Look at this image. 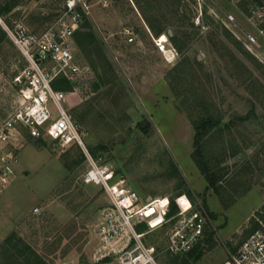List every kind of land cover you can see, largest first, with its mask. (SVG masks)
Listing matches in <instances>:
<instances>
[{"label":"rangeland","instance_id":"374dc122","mask_svg":"<svg viewBox=\"0 0 264 264\" xmlns=\"http://www.w3.org/2000/svg\"><path fill=\"white\" fill-rule=\"evenodd\" d=\"M87 1L91 28L118 85L95 89L91 69L69 95L75 114L87 110L79 120L86 145H105L95 158L123 173L143 198L183 191L212 213L213 236L203 242L200 257L162 252L159 264H221L253 221L264 226V34L255 43L264 6L247 0H141V7L135 0ZM241 4H248L246 15ZM64 5L65 0H23L4 16L38 32ZM143 12L161 20L167 36L176 34V43L169 36L166 42L175 48L174 59L160 50V36ZM75 58L87 64L78 48ZM26 63L0 25V121L21 103L13 78ZM209 114L220 122L205 141L206 157L222 170L223 196L235 199L229 207L192 158V119ZM140 124H149L147 131ZM23 143L16 178L0 196V243L15 231L49 264H118L93 257L99 211L109 199L98 185L82 180L86 160L65 166L66 158L78 159L81 151L49 137L26 135ZM163 237L159 230L148 235L151 241Z\"/></svg>","mask_w":264,"mask_h":264},{"label":"built area","instance_id":"2783aa9c","mask_svg":"<svg viewBox=\"0 0 264 264\" xmlns=\"http://www.w3.org/2000/svg\"><path fill=\"white\" fill-rule=\"evenodd\" d=\"M90 12L87 0H65L56 20L38 32L21 20L9 21L0 14V25L27 60L13 78L21 103L0 121V196L16 178L26 135L78 146L87 163L82 180L98 185L109 199L99 211L93 257L115 258L118 264H159L157 255L162 252L186 254L202 243L212 230V218L187 192L143 198L123 173L100 162L86 145L83 127L68 102L77 86L71 91L60 90L52 81L59 75L82 80L92 71L88 64L76 60L74 41L83 16L89 17ZM158 38L155 41L167 60L174 59L175 48ZM157 230L164 234L163 240L151 241L148 235ZM221 264H264V226L243 239Z\"/></svg>","mask_w":264,"mask_h":264},{"label":"trees","instance_id":"16d2710c","mask_svg":"<svg viewBox=\"0 0 264 264\" xmlns=\"http://www.w3.org/2000/svg\"><path fill=\"white\" fill-rule=\"evenodd\" d=\"M22 1L23 0H4V2H0V14L4 15L8 13L14 7L21 4ZM247 1H249V3L255 1L261 6H264V0H247ZM135 2L138 4V6L140 7L142 6L141 0H135ZM244 11L247 12L248 9L244 8ZM143 13L147 23L149 24L150 28L154 31V34L156 36H160L162 33L165 32L166 28L164 25H162L161 20H159L156 17L150 16L145 12ZM32 21L30 23H32ZM91 27L92 24L89 17L83 16L81 27L74 34V41L77 45L78 50L82 53L83 57L87 61V64L93 70L95 77L92 80L94 88L99 89L104 86H110L109 90H113L114 87L118 85L116 83L118 80L116 70ZM259 28L264 32V22L260 24ZM226 32L229 35L231 34L229 30H227ZM168 36L172 42L176 43L177 36L175 33H173L172 35H169L168 33ZM82 80H74L64 75H59L53 79L52 86L55 89L71 91L76 86L81 84ZM86 113L87 110L79 114L78 113L75 114L73 112L74 116L78 121L83 120ZM219 122H220V118H214L212 114H209L207 116L199 115L198 118L192 119V123L195 129V135H194L195 150L192 153V158L196 163V165L198 166L201 173L206 178L208 187L214 190V192L219 196L224 206L229 207L233 203V201H235V199L234 197L225 198L223 196L222 193L223 186L221 182L223 178L222 170L219 169L218 162H215L213 159L206 157V150H205V141L212 133L214 127L219 124ZM146 125L147 127H144L142 125L145 131H147V128L149 127V124ZM76 147L81 151V157L78 159H74L73 161H70V159L66 158L64 160V163L68 169H73L75 166L79 165L81 162L85 160V155L81 150V148L78 146ZM104 148L105 145L99 144L95 147H90L89 150L94 156H97L96 155L97 151ZM189 195L194 200L193 196L191 194ZM174 209H175V204L173 203L172 210ZM209 214L210 216H212V213L210 211ZM260 226L261 224L257 220L253 221L251 227L246 231L247 236L257 228H259ZM212 236L213 233L208 232L207 237L203 242L205 241L209 242ZM203 242L199 243L191 251H189L188 255L191 257H200L202 254L201 248ZM109 259L110 258H106L105 260H109ZM183 261H186V259L183 258ZM0 264H49V263L42 256V254H40L21 235L13 231L3 240L2 243H0Z\"/></svg>","mask_w":264,"mask_h":264},{"label":"crops","instance_id":"0c3cea01","mask_svg":"<svg viewBox=\"0 0 264 264\" xmlns=\"http://www.w3.org/2000/svg\"><path fill=\"white\" fill-rule=\"evenodd\" d=\"M218 2H219V4H220V0H217ZM244 8H247L248 10H249V8H248V6L247 5H245V4H241L240 5V8H239V10H240V13L241 14H245L246 15V13H248V11L247 12H245L244 11ZM237 22L240 24V25H242L243 27H244V29L245 30H247V28L244 26V24H242V22L240 21V20H237ZM258 33H259V35L258 34H256V38H257V40H256V42L255 43H261V41L259 42V40H262V34H264V32L260 29V28H258ZM259 53H261L263 56H264V48H260L259 49ZM26 64H24L22 67H21V69L25 66ZM20 72V71H19ZM18 72V73H19ZM17 73V74H18Z\"/></svg>","mask_w":264,"mask_h":264},{"label":"bare ground","instance_id":"6f19581e","mask_svg":"<svg viewBox=\"0 0 264 264\" xmlns=\"http://www.w3.org/2000/svg\"><path fill=\"white\" fill-rule=\"evenodd\" d=\"M158 40L163 43V42H168L169 39H168V36L166 35V33H162L160 35V38H158Z\"/></svg>","mask_w":264,"mask_h":264},{"label":"water","instance_id":"95a60500","mask_svg":"<svg viewBox=\"0 0 264 264\" xmlns=\"http://www.w3.org/2000/svg\"><path fill=\"white\" fill-rule=\"evenodd\" d=\"M168 33H169V35H172L173 34L172 31H168Z\"/></svg>","mask_w":264,"mask_h":264}]
</instances>
